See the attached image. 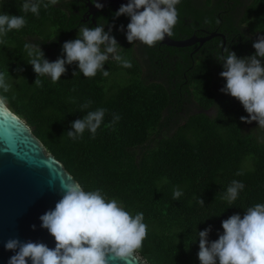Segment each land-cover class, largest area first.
I'll use <instances>...</instances> for the list:
<instances>
[{
    "label": "trees",
    "instance_id": "16d2710c",
    "mask_svg": "<svg viewBox=\"0 0 264 264\" xmlns=\"http://www.w3.org/2000/svg\"><path fill=\"white\" fill-rule=\"evenodd\" d=\"M21 3L0 0V12L23 15L27 21L0 44V72L9 71L12 83L5 94L8 107L29 124L85 190L101 189L133 215L143 212L148 231L137 252L148 263L200 264L197 231L211 225L209 240L218 239L224 219L235 213L243 216L248 207L264 203V139L243 128L240 117L248 114L238 100L227 94L217 96L211 87L208 52L191 58L183 46L165 44L170 48L165 65H174L175 58L177 67L164 81L150 78L142 74L134 43H128L124 36L118 38L124 34L119 31L124 22L112 19V35L122 47L120 54L131 61V68L110 59L104 65L109 70L107 77L98 71L87 78L78 72L76 64L66 65L67 72L58 82L45 76L40 78L43 86L38 87L24 44H39L45 58L53 62L62 57V44L76 38L82 22L69 0H59L48 9L41 7L38 17L20 11ZM176 7L178 22L171 35L175 38L191 33L186 17L203 20L210 28L216 24L227 33V41L234 32L230 47L242 57L255 52L252 43L257 37L240 46L237 34L242 24L254 22L258 35H264V0H180ZM212 43L211 50L218 51L221 37H214ZM158 49L156 45L143 49L155 68L159 65L155 59H160ZM177 51H182L181 60L175 56ZM51 53H55L54 58ZM121 71L126 78H120ZM183 73L189 87L179 94L172 78L180 75L183 81ZM186 94L194 97L200 109L181 116L179 108ZM89 101L88 109L81 111V105ZM210 105L216 108L207 113ZM98 108L107 111L95 138L87 130L77 140L67 137L73 121ZM113 114L121 118L107 127ZM233 180L242 182L244 188L229 204L222 197ZM174 188L183 191L178 200L173 199ZM199 196L204 205L197 202Z\"/></svg>",
    "mask_w": 264,
    "mask_h": 264
},
{
    "label": "clouds",
    "instance_id": "9594fccd",
    "mask_svg": "<svg viewBox=\"0 0 264 264\" xmlns=\"http://www.w3.org/2000/svg\"><path fill=\"white\" fill-rule=\"evenodd\" d=\"M58 2L22 0L20 11L38 17L41 7L48 9ZM92 3L97 8L103 7L96 0ZM179 3L180 0H128L121 4L114 17L129 18L126 30L124 25L119 28L128 43L139 41L152 47L173 34L178 22L176 6ZM26 22L23 15L0 12V44L6 43L5 37L9 32L22 29ZM105 26L81 24L76 38L62 44L63 55L53 62L45 58L39 44L26 42L23 47L29 58L27 63L37 74L34 84L42 87L40 78L45 76L53 83L58 82L67 72L66 65L76 64L78 72L87 78L96 76L98 71L107 77L109 70H105L104 65L110 59L124 68H131V61L120 54L122 47L112 35L114 25H109L107 31ZM252 47L255 49L253 54L238 57L230 46L222 45L215 58L223 68L219 75L226 81L220 91L238 100L248 114L240 117L241 122L251 124L255 121L264 128V35H257ZM17 71L23 69L18 68ZM76 73L74 71L73 76ZM9 76V71L0 72V108L6 107L8 97L5 94L12 89ZM90 103L82 104L81 111L88 109ZM106 111L104 108L86 111L82 119L71 123L72 130L66 132L67 137L77 140L87 130L91 138H95ZM120 118L119 114H113L106 126L113 127ZM237 175L242 173L237 172ZM243 188L242 182L233 180L222 199L233 203ZM58 191L60 199L54 208L39 217L41 228L54 238L55 246L50 248L43 242L11 237L4 242L5 250L14 253L8 264H29V261L31 264H112L114 261H126L133 252L142 248L148 231L143 212L133 215L117 199L107 198L101 189L85 190L76 182L60 183ZM182 195L181 189H173L174 200ZM196 199L204 205L200 196ZM221 226L223 232L218 233L215 240H209L211 225L197 231L200 264H264V203L248 207L243 216L239 213L229 216ZM35 228L32 225V229Z\"/></svg>",
    "mask_w": 264,
    "mask_h": 264
},
{
    "label": "water",
    "instance_id": "95a60500",
    "mask_svg": "<svg viewBox=\"0 0 264 264\" xmlns=\"http://www.w3.org/2000/svg\"><path fill=\"white\" fill-rule=\"evenodd\" d=\"M120 5L128 0H96ZM92 9L97 8L92 1ZM91 12V11H90ZM220 32L199 36L195 33L181 38L165 37L161 43L185 46ZM223 38L224 34L220 33ZM79 183L64 167L63 163L37 137L29 124L6 105L0 108V264H8L14 254L4 248V242L11 237L21 241L43 242L50 248L55 246L54 238L41 228L40 215L54 208L60 199V183ZM50 185L54 187L50 188ZM35 225V230L32 229ZM31 264V261H29ZM112 264H150L139 252H133L126 261Z\"/></svg>",
    "mask_w": 264,
    "mask_h": 264
},
{
    "label": "flooded vegetation",
    "instance_id": "af4514ba",
    "mask_svg": "<svg viewBox=\"0 0 264 264\" xmlns=\"http://www.w3.org/2000/svg\"><path fill=\"white\" fill-rule=\"evenodd\" d=\"M69 1H71L73 4H75L74 13H76V15H79L78 19L80 20V22H82L81 24H88L90 27H94L97 24H104V25H106L105 26V28H106L109 25L115 26L112 19H117V21L120 23H121V21L124 22L122 25L125 26V30H126V26L129 22V18L126 16H120L119 18L114 17V13L119 9L120 5L112 4L111 2H109L100 9H92L91 6L88 5V3L91 2L92 0H69ZM196 1H199V0H193V2H196ZM185 19H186L189 27L191 26V33H189L185 36H181V37H186V36H189L193 33H195L196 35H199V36L209 35L211 32H214V31L215 32L217 31V32L224 34V38L220 33H217L216 35H213V36L205 39L201 44H199L198 41H195L194 43H192L190 45L183 46L185 51L188 49V56H190L191 58H195V56H199L200 54L201 55H207V52H208L209 58L211 59L212 72H213V76L211 79V87L215 90V88L218 84H222L224 86L226 81L223 78H221L219 75V73L223 70V68H222L221 63H219L215 58V54L217 53V51L213 52L211 50V47L213 45L212 39H214V37H216V36H220L222 39L221 46L222 45L223 46H230V40H233L235 38L234 32L230 33L229 41H227L228 40V36H227L228 34L223 32L222 30H220L216 24L213 25V28H210V23L205 22L203 20L194 21V20L190 19L189 17H186ZM243 31H244L243 28H240L239 32L237 34V39H241V43H240L241 45L240 46L246 45L248 43V39H247L248 37L253 38L252 36H248L247 34H245ZM181 37H178V38H181ZM235 44H234V46H235ZM164 45L165 44L161 43V42H157V44H156V47L159 48L158 49L159 50L158 58H160V59H155V62L156 63L158 62L159 65L155 63L156 68L151 66L149 59H148L147 62H149V63H148V67L145 71V74H147L148 77L149 76H150V78L154 77V78H157L158 80H162V81H164L165 77H167L166 75H168L169 72H172L177 67V65H175L177 62L175 60V58H173L174 63H175L174 65H172L171 67H169V65H167V64L165 65V60L167 61V58H168L167 52L169 51L170 48L165 47ZM146 46L147 45L143 44V49ZM166 46H168V45L166 44ZM243 50H244V53L248 51L247 49H243ZM181 53H182V51H180V52L177 51L175 54V56L177 58H179L180 60H181L180 57L182 55ZM244 56H248V55L245 54L242 57H244ZM163 68H165V71H162ZM185 69H186V67H185ZM150 74H152V75H150ZM183 76H184L183 81H180V78H181L180 75L178 77L172 78V80H173L172 86L177 87L179 94L186 93V92H183L182 90L184 87L185 88L189 87V84L185 78L186 77L185 73H183ZM216 91H219V90H216ZM186 102L194 104L197 107V110L200 109L199 104L194 99V97H192V95L186 94L184 96V99L182 100L181 107L179 108L180 114H182V113L184 115L187 114L185 111V103ZM197 110H195V111H197ZM205 111L207 113H211L212 112V105H210Z\"/></svg>",
    "mask_w": 264,
    "mask_h": 264
},
{
    "label": "rangeland",
    "instance_id": "374dc122",
    "mask_svg": "<svg viewBox=\"0 0 264 264\" xmlns=\"http://www.w3.org/2000/svg\"><path fill=\"white\" fill-rule=\"evenodd\" d=\"M243 1H244V3H246L248 0H243ZM242 27H243L244 33L247 34L248 36L254 37V36H256V34L258 35V31L256 29V25L254 22H251V23L249 22L248 25L246 23H243ZM123 36L126 37L125 34H123V35L119 36L118 38H122ZM133 47H134V53L136 54L135 56L141 65L142 74H143L148 67V64H147L148 62L144 56L143 44L141 42L137 41V42H134ZM54 55H55V53H51L50 56L54 58ZM120 76H121L120 78H122V77L126 78L127 74L124 73L123 71H121ZM222 87H223L222 84H218L216 86L215 90H219V91H216L217 96H221L222 94H224L220 91V89ZM215 108H216L215 105H212V112L215 110ZM195 110H197V107L194 104L187 103V102L185 103L186 113H189V112H192ZM180 115L185 116L183 113ZM243 126H244L243 128L245 130L252 131L253 133L257 134L260 138L264 139V128L259 127L257 122L253 121L251 124L244 123Z\"/></svg>",
    "mask_w": 264,
    "mask_h": 264
}]
</instances>
